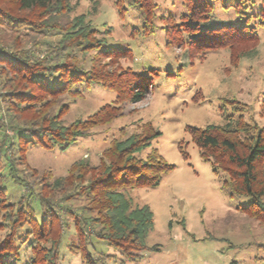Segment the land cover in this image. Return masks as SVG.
Segmentation results:
<instances>
[{"label": "trees", "instance_id": "16d2710c", "mask_svg": "<svg viewBox=\"0 0 264 264\" xmlns=\"http://www.w3.org/2000/svg\"><path fill=\"white\" fill-rule=\"evenodd\" d=\"M73 1L0 0V264H15L22 249L29 252L26 264H59L61 243L71 229L77 243L69 249L82 264L113 258L94 255L89 250L93 239L106 242L121 263L141 260L153 214L125 191L155 188L174 169L153 147L161 132L151 123L129 135L120 131L96 165L76 161L64 177L28 168L29 149L65 151L91 130L123 116L124 103H138L152 89L150 77L119 66L120 59L133 60L132 50L119 47L85 15L72 16ZM170 2L172 11L163 13L155 0H115L121 16L138 13L134 37L161 34L170 48L203 46L209 51L225 41L230 46L257 42L256 29L264 27V0ZM216 6L241 24L209 26ZM93 86L112 93L113 102L66 124L62 118L69 104L61 99H75ZM222 106L232 107L237 117L185 130L213 174L224 175L222 186L229 195L251 198L239 210L263 223L264 126L247 123V106L238 101L223 100ZM177 147L187 159L184 145Z\"/></svg>", "mask_w": 264, "mask_h": 264}, {"label": "rangeland", "instance_id": "374dc122", "mask_svg": "<svg viewBox=\"0 0 264 264\" xmlns=\"http://www.w3.org/2000/svg\"><path fill=\"white\" fill-rule=\"evenodd\" d=\"M160 12L171 10L170 0H155ZM72 16L85 15L93 26L113 38L121 48H129L133 60L120 59L119 66L152 79L151 92L138 103H124L121 117L107 126L78 138L65 151L29 149L26 162L38 173L50 172L64 177L71 164L85 160L99 161L108 142L133 133L139 125L151 123L161 136L152 144L174 169L163 176L155 188H133L125 195L136 205H146L153 214L152 227L145 237L147 249L136 262L121 263V258L106 242L93 239L89 250L112 256L105 264H264V222L260 223L239 209L251 203L249 196H230L211 165L204 162L186 132V127L205 128L223 125L234 116L223 100L246 105L243 118L247 123L264 126V27H257V42L218 44L205 50L170 48L158 34L143 39L134 37L140 25L138 13L121 16L115 0H74ZM209 26L241 24L230 12L215 7ZM220 38L222 35L219 36ZM231 42V41H230ZM88 65V64H87ZM151 70H155L151 71ZM114 95L100 87L82 90L77 98L64 97L69 104L62 118L66 124L84 119L106 104ZM184 145V159L178 144ZM16 192H13L15 195ZM74 205H78L73 203ZM77 243L69 230L60 246L59 264H82L69 247ZM94 255H99L94 253ZM29 252L22 249L15 264H26Z\"/></svg>", "mask_w": 264, "mask_h": 264}]
</instances>
